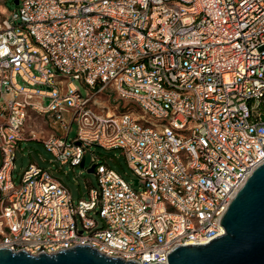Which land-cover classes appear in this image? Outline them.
Listing matches in <instances>:
<instances>
[{"label": "built area", "instance_id": "2783aa9c", "mask_svg": "<svg viewBox=\"0 0 264 264\" xmlns=\"http://www.w3.org/2000/svg\"><path fill=\"white\" fill-rule=\"evenodd\" d=\"M33 116L47 130L28 127ZM28 140L62 166L81 165L91 145L121 149L134 185L96 158L89 200L35 163L16 183ZM263 163L264 0H19L0 10V247L89 244L169 264L177 246L225 233L226 210Z\"/></svg>", "mask_w": 264, "mask_h": 264}, {"label": "water", "instance_id": "95a60500", "mask_svg": "<svg viewBox=\"0 0 264 264\" xmlns=\"http://www.w3.org/2000/svg\"><path fill=\"white\" fill-rule=\"evenodd\" d=\"M19 0H15L17 5ZM85 165V157L81 166ZM94 167L89 172H94ZM225 233L205 244L180 245L169 264H264V163L248 177L223 218ZM0 264H138L109 256L89 244L32 254L0 247ZM164 264V263H154Z\"/></svg>", "mask_w": 264, "mask_h": 264}, {"label": "rangeland", "instance_id": "374dc122", "mask_svg": "<svg viewBox=\"0 0 264 264\" xmlns=\"http://www.w3.org/2000/svg\"><path fill=\"white\" fill-rule=\"evenodd\" d=\"M0 10L4 14L9 13V9H13L16 4L15 0H0ZM81 86V90L85 92V87L77 81ZM51 128H57L59 125L50 120ZM28 127L47 130L46 124L42 118H35L28 121ZM78 124L74 122L68 135V140L72 141L78 135ZM47 132V131H46ZM93 158H96V163H106L129 183L134 185L136 175L133 169L129 166L125 155L121 149L106 150L100 146L91 145L86 151L85 165L71 166L67 164L62 166L57 161H54V156L45 144L40 140H28L21 142L16 150L14 177L17 178L16 183H19L20 177L24 170L31 164L35 163L40 167L48 169L52 175L60 179L71 191L73 199L77 202L79 199L89 200V191L91 188H99L98 177L95 172H89V168L93 165ZM136 189H138L136 187ZM96 220H100L96 211L91 212Z\"/></svg>", "mask_w": 264, "mask_h": 264}]
</instances>
